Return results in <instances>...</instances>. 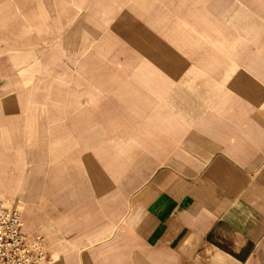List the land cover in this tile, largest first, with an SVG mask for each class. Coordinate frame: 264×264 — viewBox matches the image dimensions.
Listing matches in <instances>:
<instances>
[{"label": "crops", "instance_id": "1", "mask_svg": "<svg viewBox=\"0 0 264 264\" xmlns=\"http://www.w3.org/2000/svg\"><path fill=\"white\" fill-rule=\"evenodd\" d=\"M213 1L191 16L217 39L181 47L232 54L169 58L111 90L106 139L88 142L105 168L89 158L90 184L25 219L51 264H264V0Z\"/></svg>", "mask_w": 264, "mask_h": 264}, {"label": "rangeland", "instance_id": "2", "mask_svg": "<svg viewBox=\"0 0 264 264\" xmlns=\"http://www.w3.org/2000/svg\"><path fill=\"white\" fill-rule=\"evenodd\" d=\"M212 3L0 0V200L20 207L24 225L40 219L48 200L74 196L66 188L90 184L78 175L89 172V158L105 168V145L88 142L92 134L106 139L100 117L111 90L136 88L141 73L169 58L232 54L181 47L217 39L191 16ZM75 136L87 143L73 144ZM113 151L123 156L122 145Z\"/></svg>", "mask_w": 264, "mask_h": 264}, {"label": "built area", "instance_id": "3", "mask_svg": "<svg viewBox=\"0 0 264 264\" xmlns=\"http://www.w3.org/2000/svg\"><path fill=\"white\" fill-rule=\"evenodd\" d=\"M46 238L24 233L20 207L0 200V264H51Z\"/></svg>", "mask_w": 264, "mask_h": 264}]
</instances>
